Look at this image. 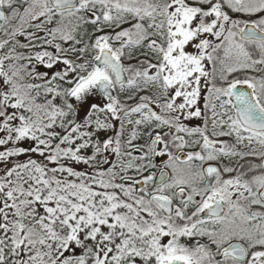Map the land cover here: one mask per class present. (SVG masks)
I'll return each instance as SVG.
<instances>
[{"label": "snow or ice", "instance_id": "6c2138e0", "mask_svg": "<svg viewBox=\"0 0 264 264\" xmlns=\"http://www.w3.org/2000/svg\"><path fill=\"white\" fill-rule=\"evenodd\" d=\"M0 264H264V0H0Z\"/></svg>", "mask_w": 264, "mask_h": 264}]
</instances>
